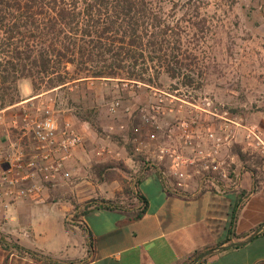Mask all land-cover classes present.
<instances>
[{
  "label": "rangeland",
  "instance_id": "374dc122",
  "mask_svg": "<svg viewBox=\"0 0 264 264\" xmlns=\"http://www.w3.org/2000/svg\"><path fill=\"white\" fill-rule=\"evenodd\" d=\"M174 4L178 5L175 18L180 19L182 27H185V32L181 33L182 48L196 57L194 62L198 70L191 85L184 84L181 78L171 80L161 75L149 87L89 80L67 86L66 90L34 95L28 80L17 82V94L13 96L12 105L31 96L37 97L14 106L11 112L29 110L40 117L41 112L37 110L49 105L58 127L69 123L83 137L74 156L85 163L78 165L68 181L55 186L58 191H51L45 203L32 202L35 211L28 220L36 233L42 234H35L40 241H61L63 222H76L81 217L84 203L91 200L115 201L120 207L137 211L139 203L132 193L137 190L145 166L140 161L144 162V156L133 150L132 129L140 126V115L155 103L154 93L158 94V89L175 98L172 102L165 100L166 111L156 118L163 131L159 136L160 142L161 139L168 142L167 129L183 119H195L206 126L208 122L218 123L219 117L226 115L257 125L264 132V0H163L164 11L171 13ZM181 5L198 10L197 17L192 16L194 12L189 13V17L205 20L202 33L191 28ZM10 103L6 99L3 108L12 106ZM115 103L118 105L115 111H111ZM147 129L143 131V139H146ZM241 147L240 143L235 144L224 156H236V163L241 165L243 172H253L252 166L257 164V160L241 152ZM101 148L105 152L98 154ZM238 152L243 158L239 159ZM96 163L116 167L110 170L112 174L105 182L95 173ZM75 183H83L86 197L81 194V199L91 198L77 203L78 198L69 193ZM15 205L7 211H12ZM65 206L71 209L68 213ZM250 207L264 212V187L251 200ZM27 225V219L0 214V237L12 242L11 238L18 239L27 232Z\"/></svg>",
  "mask_w": 264,
  "mask_h": 264
},
{
  "label": "trees",
  "instance_id": "16d2710c",
  "mask_svg": "<svg viewBox=\"0 0 264 264\" xmlns=\"http://www.w3.org/2000/svg\"><path fill=\"white\" fill-rule=\"evenodd\" d=\"M177 6L166 13L163 0H0V107L6 99L13 104L20 80L30 82L34 95L89 80L149 87L161 75L191 85L198 67L196 57L182 48L185 27L175 18ZM182 9L191 28L202 33L205 20L189 17L193 12L197 17L198 10L185 5ZM262 12L264 17V6ZM238 157L243 155L238 152ZM94 166L102 182L116 168L103 163ZM150 170L145 166L142 175ZM241 194L243 198L231 213L230 235L247 197L244 191ZM132 195L139 203L135 214L140 217L146 200L136 191ZM100 207L125 209L115 201L91 200L84 203L81 216ZM2 243L6 239L0 237ZM41 260L62 264L47 257Z\"/></svg>",
  "mask_w": 264,
  "mask_h": 264
},
{
  "label": "crops",
  "instance_id": "0c3cea01",
  "mask_svg": "<svg viewBox=\"0 0 264 264\" xmlns=\"http://www.w3.org/2000/svg\"><path fill=\"white\" fill-rule=\"evenodd\" d=\"M26 90L27 93L28 88ZM36 97L31 96L18 104ZM18 104L0 111L9 116ZM2 135L0 144L7 145L8 140L4 133ZM18 137V132L10 133L11 142L24 146L25 140L17 142ZM82 162L84 160L74 156L66 163L61 185L72 177ZM236 162L233 156L235 187L227 184L225 188L200 190L193 183L189 191L179 193L167 190L155 171L141 175L136 192L146 200V205L140 217L133 209L92 208L76 222H63L61 241H40L37 235L42 234L36 233L28 220L35 205L30 201L18 203L12 211H7L8 208L0 214L27 219V232L18 239L11 238L12 242L6 239V243L0 244V264H46L41 257L62 264H192L198 254L209 251L213 253L196 264H264V212L250 207L251 200L263 190L264 174L257 162L252 166L253 172H243ZM82 184L75 183L69 190L78 198L77 203L91 198H80L81 194L86 197ZM51 191L58 189L44 191L46 199ZM242 191L247 197L235 220L233 235H230L231 213L242 198ZM70 210L65 206V212ZM260 227L262 229L250 242L230 247L232 243L245 241ZM226 239L229 242L222 244Z\"/></svg>",
  "mask_w": 264,
  "mask_h": 264
},
{
  "label": "built area",
  "instance_id": "2783aa9c",
  "mask_svg": "<svg viewBox=\"0 0 264 264\" xmlns=\"http://www.w3.org/2000/svg\"><path fill=\"white\" fill-rule=\"evenodd\" d=\"M157 93L155 103L140 115V126L132 129L131 144L136 154L144 156L145 166L155 169L167 190L185 193L193 183L200 190L233 185V156L224 153L237 143L242 146L241 152L257 160L264 174V132L241 119L225 115L218 123L208 122L206 126L195 119H183L167 129L169 141L160 142L163 131L156 118L166 111L165 100L172 102L175 98L159 90ZM117 105L110 110L115 111ZM37 112H41L40 117L29 110L9 116L0 111V140L2 133L8 140L7 145L0 144V213L20 202L45 203L44 191L61 184L66 163L83 142L82 135L69 123L58 127L49 105ZM12 131L19 133L17 142L25 140V151L24 146L10 141ZM104 152L101 148L98 154Z\"/></svg>",
  "mask_w": 264,
  "mask_h": 264
},
{
  "label": "water",
  "instance_id": "95a60500",
  "mask_svg": "<svg viewBox=\"0 0 264 264\" xmlns=\"http://www.w3.org/2000/svg\"><path fill=\"white\" fill-rule=\"evenodd\" d=\"M262 229V227H260L259 229H257L256 231H254L245 241L243 242H240V243H232L230 245V247H237V246H240V245H243V244H246L248 242L251 241V239L258 234L259 230ZM226 246L224 247H219L218 250H221V249H224ZM210 253H213V251H209L207 253H204L202 255H200L199 257H197L192 264H196L200 259H202L203 257H205L207 254H210Z\"/></svg>",
  "mask_w": 264,
  "mask_h": 264
}]
</instances>
